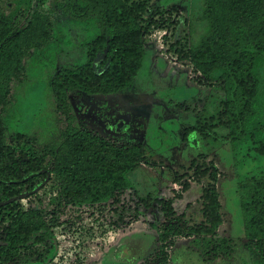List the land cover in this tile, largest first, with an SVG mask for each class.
<instances>
[{"label":"rangeland","instance_id":"obj_1","mask_svg":"<svg viewBox=\"0 0 264 264\" xmlns=\"http://www.w3.org/2000/svg\"><path fill=\"white\" fill-rule=\"evenodd\" d=\"M81 3L45 0L38 5L51 21L55 42L64 50L56 52L54 59L34 49L27 51L24 75L11 82L0 104L4 141L37 150L57 147L71 125L119 144L140 143L148 158L161 163L155 167L137 164L126 175L131 186L97 203L59 204V186L52 173L34 192L22 193V209L38 211L54 231L56 251L46 264H153L157 231L149 223L159 225L164 215L161 204L151 201L146 207L142 199L146 195L152 200L170 198L173 192H181L180 182L172 181V171L191 175V159L217 166L223 221L213 236L176 237L169 249V264H264V257L243 233L239 185L245 169L232 148L228 118L221 114L226 98L221 83H210L189 60L177 59L174 52L187 50L204 33L205 22L200 19L204 0H149L144 17L156 9L174 7L178 22L143 35L144 59L131 85L107 95L67 91L68 108L64 109L49 87V78L60 67L84 64L88 44L101 28L98 17H75L66 9L68 4ZM36 6L35 0H0V17L21 27ZM261 77L263 89L264 67ZM213 123L216 128L205 135L195 132L182 140L185 127ZM51 162L49 157L47 167ZM205 182L206 178L201 184L190 182L184 196L172 202L175 212L184 213L188 223L203 219L200 194ZM11 264L29 263L19 258Z\"/></svg>","mask_w":264,"mask_h":264},{"label":"trees","instance_id":"obj_2","mask_svg":"<svg viewBox=\"0 0 264 264\" xmlns=\"http://www.w3.org/2000/svg\"><path fill=\"white\" fill-rule=\"evenodd\" d=\"M35 1L37 6L21 27L8 17H0V104L5 102L11 82L24 75L23 60L29 49L50 59L64 50L53 38L48 15L38 7L45 0ZM81 2L68 4L67 11L80 18L96 16L101 28L88 44L84 64L60 67L49 78V87L64 109L68 108L67 91L107 95L129 87L144 59L143 35L154 29L174 27L178 22L174 7L156 9L144 17L149 0ZM200 19L205 22L204 33L191 41L187 50L174 52L177 59L189 60L210 83H221L226 96L221 114L228 118L232 148L239 153V165L245 169L239 185L243 233L248 244L264 257V88H260L264 67V0H204ZM215 128V123L207 127L189 125L182 140L195 132L205 135ZM16 136L21 137L18 133ZM190 141L197 143L193 135ZM49 157L52 162L47 167ZM141 162L151 167L161 163L148 158L140 143L119 144L71 125L62 133L57 147H14L4 141L0 117V264H11L19 258L24 263L46 264L55 255L53 229L38 211L22 209V193L34 192L52 173L59 186V204L105 201L130 185L126 175ZM252 164L255 167L249 169ZM190 166L191 175L172 171V181L180 182L181 192H173L170 198L152 200L146 195L142 199L146 207L151 201L161 204L164 215L159 225L149 223L157 231L158 249L153 264H169V249L176 237L213 236L223 221L217 166L213 162L197 164L193 159ZM203 178V219L191 224L184 220V213L175 212L172 202L182 198L190 182L201 184Z\"/></svg>","mask_w":264,"mask_h":264},{"label":"crops","instance_id":"obj_3","mask_svg":"<svg viewBox=\"0 0 264 264\" xmlns=\"http://www.w3.org/2000/svg\"><path fill=\"white\" fill-rule=\"evenodd\" d=\"M186 192H184L183 194H182V197L184 196V194H185ZM190 202V201H189ZM189 202H187V203H189Z\"/></svg>","mask_w":264,"mask_h":264},{"label":"flooded vegetation","instance_id":"obj_4","mask_svg":"<svg viewBox=\"0 0 264 264\" xmlns=\"http://www.w3.org/2000/svg\"><path fill=\"white\" fill-rule=\"evenodd\" d=\"M38 188V187H37ZM29 193V192H28Z\"/></svg>","mask_w":264,"mask_h":264},{"label":"water","instance_id":"obj_5","mask_svg":"<svg viewBox=\"0 0 264 264\" xmlns=\"http://www.w3.org/2000/svg\"><path fill=\"white\" fill-rule=\"evenodd\" d=\"M22 195V194H21ZM21 197V196H20Z\"/></svg>","mask_w":264,"mask_h":264}]
</instances>
